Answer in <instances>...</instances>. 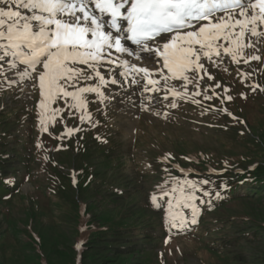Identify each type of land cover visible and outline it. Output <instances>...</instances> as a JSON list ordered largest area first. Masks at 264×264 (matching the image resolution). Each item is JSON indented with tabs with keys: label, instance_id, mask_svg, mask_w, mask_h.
Instances as JSON below:
<instances>
[{
	"label": "snow or ice",
	"instance_id": "6c2138e0",
	"mask_svg": "<svg viewBox=\"0 0 264 264\" xmlns=\"http://www.w3.org/2000/svg\"><path fill=\"white\" fill-rule=\"evenodd\" d=\"M262 48L264 0H0V89L23 86L29 96L39 90L38 118L45 132L64 112L79 113L81 123L95 126L88 105L107 107L116 94L111 86L124 90L120 103L134 104L135 92L142 98L135 106L144 111L154 101H167L171 109L181 101L201 105L198 96L223 103L225 97L215 92L221 84L209 83L214 76L208 66L226 72L225 57L236 65L260 62ZM241 75L248 79L251 73ZM247 86L264 91L259 84ZM80 130L67 128L62 136ZM210 183L174 177L171 187L159 186L161 198L153 194L151 200L157 209L166 205L170 233L198 224L202 204L211 208L204 197L213 192L202 186ZM214 198L224 196L215 191Z\"/></svg>",
	"mask_w": 264,
	"mask_h": 264
},
{
	"label": "trees",
	"instance_id": "16d2710c",
	"mask_svg": "<svg viewBox=\"0 0 264 264\" xmlns=\"http://www.w3.org/2000/svg\"><path fill=\"white\" fill-rule=\"evenodd\" d=\"M253 64L256 79L260 86L264 87V55L261 56L260 62L254 61ZM225 73L224 79L233 82L241 92H244V95L240 93L239 99L227 100L226 96L236 97V95H231L233 89L225 85L226 81H221L219 91L221 96L225 97L224 102L222 103L219 98L207 100V115H212V126L220 131L226 130L225 133L228 136L232 135L231 140L243 144L242 146L248 149L247 152L237 154L188 152L182 153L183 157L180 158L175 152L173 154L171 151H166L168 162L162 161L155 155L149 160V167L158 176L161 185L168 182L165 187L172 186L174 177L180 180H192L198 184L203 180L212 182L202 185L206 190L213 192V197H204L205 200L211 199V208L207 204H202L198 224L191 225L183 232L172 229L173 236H192L199 229L206 228L209 235H216V237L213 236L214 244H207L209 250L224 263L264 264V249L258 250L255 245H252L253 242H264V226L255 224V227H250L251 233L246 232V228L249 227L247 223L254 221L253 218L245 215L247 219L243 218L240 222H236L238 217L233 208V202L244 203L248 201V197L264 193V158L262 161H258L253 169L248 164L257 156L264 157V144H261L264 143V95H262L264 91L257 89L253 92L247 86L250 85L249 80L245 79L239 71L232 69ZM225 87L229 89L226 94L222 92ZM5 90L6 88L0 89V102L3 100ZM2 106L0 104V264H42V233L40 235L35 233L29 227L30 224L24 218H19L17 214L31 213L36 218L39 217L40 222L48 228H63L67 224L69 211L72 210V207H76V204L79 205L82 192L94 190L102 194L103 199L116 202L117 207H123L127 202L137 199V193L141 195V188L136 183V180L140 183L139 176L135 174H130L128 171L130 175L122 172L124 177L120 176L119 179L125 178V180L115 183H108L103 178L107 169H116V166L118 167L122 163L124 156V153L116 148L117 141L112 135H108L110 130L104 131L103 134L100 132L102 139L94 137L91 130L76 137L78 140L76 153L79 152L90 162L85 161L79 165L80 168L77 170L80 172L77 173V183L74 184L70 173L63 167L64 158L69 155L70 147L65 150H57L61 156V159L58 160L52 155V150L55 144L57 145V139L53 137L51 138L54 140V145L50 151L39 148L36 142V147L40 150L32 152L28 148L29 142L33 140L32 137L21 132L18 127H16L18 135L11 141L6 140L11 135V125L19 121L21 116L18 111L9 112ZM224 107L235 114H242L248 125L247 130H252V135L247 133L246 129H241L244 126L241 118L233 119L227 112L222 111ZM246 142H249L253 147V153L247 147ZM70 144L73 148V143ZM38 153H40L41 161L38 171H36L31 169V163L34 162ZM184 157L190 159L187 160ZM175 164L192 165L199 172L184 174L175 167ZM209 166L221 170H225L227 166V170L222 174L207 173L206 170ZM25 182H31L33 187L23 191L21 185ZM131 184L134 185L130 186ZM222 184H227L228 188L222 189ZM215 191H221L224 199L216 200L214 198ZM153 194L160 198V187L155 188L150 194L148 192L142 202L138 197V203L134 206L135 210L123 212L126 217L121 218L120 222L115 221L111 226L108 225L107 229L95 230L93 222H90L93 220H88L86 228L90 232L87 240H84L86 246H84L82 254V264H86L87 254L90 251L102 254L104 251L106 252V249L108 252L116 251L112 254L121 256L119 259L123 264H166V255L164 256L163 252L157 250V240L161 237L164 239L166 235L164 232L167 228V210L166 205L165 210L153 207L150 203ZM202 195L197 192V196ZM162 199L167 201L169 197L165 196ZM196 203L200 204V200H197ZM109 211L111 209H107L106 212ZM183 211L185 215H190L189 209H183ZM246 214L249 212L247 211ZM137 216L145 218L139 219L141 221L133 222V224L128 220L125 221L126 218L133 219ZM78 217H81L80 212H78ZM18 218L19 220H17ZM15 219L18 224H14ZM215 225L217 227H211ZM228 227L234 230L223 234L222 232ZM76 249L74 246V255H72L63 243L57 248L61 256L67 258V261L69 259L76 261ZM92 255L94 253L89 259H93V264L104 263L101 261L103 256L100 260H94L97 257ZM106 256L108 255L106 254ZM75 261L70 260L71 264Z\"/></svg>",
	"mask_w": 264,
	"mask_h": 264
},
{
	"label": "rangeland",
	"instance_id": "374dc122",
	"mask_svg": "<svg viewBox=\"0 0 264 264\" xmlns=\"http://www.w3.org/2000/svg\"><path fill=\"white\" fill-rule=\"evenodd\" d=\"M250 52L251 50H249V53ZM261 53L264 54V48L261 49ZM229 59V57L224 58L223 66L227 68V72L232 68L229 65ZM208 67L210 74L214 76V80L209 83L215 84L216 82H220V80L224 82L226 81V79H224L226 74L225 71L210 66ZM235 68L238 70H247L253 77L251 80L256 81L255 69L252 63L244 64L241 62V64L237 65ZM215 73L216 75H214ZM225 85L233 89L231 95H236V97H233L234 100L241 97L240 93H244L241 92L231 81H226ZM111 87L115 89L116 94L110 103L107 101L105 102L107 107H105L104 104L89 103L87 109L92 115V120L97 121V124L105 123L100 129V132L103 134L104 131L110 130L108 135H112L114 140L117 141V150L124 153L122 163L118 167L116 166V169H107L105 177L103 178L108 183H115L117 181L120 182V180H125V178L119 179L120 176H122V172L139 176L140 183L137 182V180L136 183L138 187L141 188V195L137 193V199L140 197L139 200L141 202L145 200L149 190H151L154 187V184L158 182V176L154 174L153 170L149 167V160L155 155L159 157L166 151H171L178 154L179 157H182V153L184 154L188 152L201 151L212 154L229 152L237 154L247 152L248 150L245 146H242L243 144L240 142H233L230 138L232 135L228 136V134L225 133L226 130L220 131L212 126L210 124V122H212V115L206 114L202 108L203 105L197 106L196 108L180 103L178 108L171 109L166 106L168 103L167 101L162 104H157L154 101L153 107L148 111H144L135 106L142 102V98L137 96L135 92H133L131 97L134 104H130L127 99H125L123 103H120L124 90L119 89L117 86ZM22 88L23 86H13L11 90L5 92L3 100L0 102V104H2L9 112L16 110L21 116L19 121H16L11 125L10 129L12 132L6 140L11 141L13 140V137L18 135L16 131V127H18L21 132L33 139L29 142L28 148L32 152L39 151L40 149L36 147V128L40 123L34 122V109L32 107L34 98L39 96V90L34 91L31 96H29L30 90L27 88H23L22 90ZM189 88L191 90V86H189ZM201 88L203 89V84L201 85ZM105 91L107 92V90ZM128 91L132 90L128 89ZM262 93V95H264V92ZM238 95L240 96L238 97ZM20 97L26 98L27 101H24V98ZM89 99L91 100L93 97L90 96ZM169 99H171V97H169ZM53 107H55V105ZM60 107H64V105L61 103ZM156 113L160 114L157 115ZM164 113H169L167 118H164ZM237 114L240 115L241 120L242 118L244 119L242 114ZM61 115L63 118L61 119V117L58 116L54 125L52 124L54 129L52 131L53 133H51L53 135H62L66 127L78 128L79 126L77 125L82 124L79 119V113H76L71 117H69L67 112L62 113ZM243 123L244 126H242L241 129H246V132L252 135V130H247V123ZM49 134L50 132L47 133V136H43L42 139L44 140L46 147L50 150L54 145V140ZM72 141L73 148L70 144L71 142L68 143L70 144V148L68 149L69 155L64 158L65 162L63 165L64 170L69 172L71 176L72 174L76 175L80 172L77 169L80 168L79 165L82 164V162H90L86 157L80 155L79 152V155L76 153L77 139L74 138ZM246 145L250 148L251 153H253V147H251V144L246 142ZM57 150L58 149L55 151L52 150V155L55 159L60 160L61 156ZM263 158L264 157L262 156H257L248 164L250 167H253L258 161H262ZM91 160L96 161L95 159ZM40 161L41 156L40 153H38L34 162L31 163V169L38 171ZM15 163L17 164V161ZM133 185L134 184H131L130 186ZM31 187H33L31 182H25L21 185L23 191H27ZM137 199L127 202L123 207H117L116 202H111L109 199H103L102 194H99L94 190L82 192L79 198V205L77 206L76 204V207H72V210L69 211L67 224L63 228H48L45 224L40 222L39 217L36 218L35 215L31 213L23 215L17 214V216L19 218H24V220L30 224L29 227L35 233H38L39 235L42 233V264H71L72 261L70 262V260H75L69 259L67 261V258L61 256L57 248L63 243L65 244L67 251L74 255L73 247L75 246L77 248V244L83 241L81 247L76 249V261L72 263L82 264V254L84 253V246H86L85 241L90 232V230L86 228L88 220H93L90 222H93V229L95 230L100 228L107 229L108 225L111 226L115 221H121V218L125 216L123 212H128L127 210H135L136 207L134 206L138 203ZM247 199L248 201L244 203L241 201L233 202V208L235 210V215L238 217L236 218V222H240L243 218L247 219L245 218V215L253 218L254 221L247 223V226L249 227L246 228V232L248 231L251 233L252 230H250V227H255V224L264 226V193L262 195L248 197ZM107 209H111V211L106 212ZM247 211L249 214H246ZM78 212H80L81 217H78ZM140 217L141 216H137L133 219L126 218L125 221L127 222L128 220V222L133 224V222L141 221L139 219L143 220L145 218ZM19 218L17 220H19ZM14 224H18L16 219ZM211 227H217V225ZM82 228L84 229L83 231ZM79 229H81V232H79ZM230 230L233 231L234 229L228 227L222 233L230 232ZM213 236L216 237L215 234H213ZM213 236L208 234L206 228H202L199 229L196 234H192V236L179 235V237H175L172 235L168 242H165L161 237L157 240V250L163 252L164 256L166 255V264H226L222 259L214 256L208 248L207 244H214ZM252 245H255L258 250L264 249V242H253ZM107 252V249L106 252L104 251L102 254L93 252L94 255L92 256L97 257L94 260H100L103 256V260H101L104 262L103 264H123L119 259L121 256L112 254V252L115 253L116 251L113 250L108 252L110 254ZM93 253L90 251L89 254H87L88 260H86V264L94 263L92 258L89 259ZM106 254L108 256H106Z\"/></svg>",
	"mask_w": 264,
	"mask_h": 264
},
{
	"label": "bare ground",
	"instance_id": "6f19581e",
	"mask_svg": "<svg viewBox=\"0 0 264 264\" xmlns=\"http://www.w3.org/2000/svg\"><path fill=\"white\" fill-rule=\"evenodd\" d=\"M126 46H128V43L126 42ZM129 47V46H128Z\"/></svg>",
	"mask_w": 264,
	"mask_h": 264
}]
</instances>
